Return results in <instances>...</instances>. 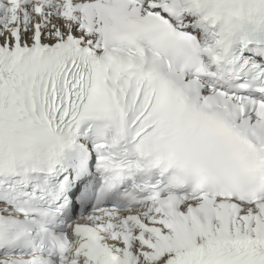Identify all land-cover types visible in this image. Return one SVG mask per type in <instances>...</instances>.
Segmentation results:
<instances>
[{"label": "snow or ice", "instance_id": "obj_1", "mask_svg": "<svg viewBox=\"0 0 264 264\" xmlns=\"http://www.w3.org/2000/svg\"><path fill=\"white\" fill-rule=\"evenodd\" d=\"M0 264H264V0H0Z\"/></svg>", "mask_w": 264, "mask_h": 264}]
</instances>
